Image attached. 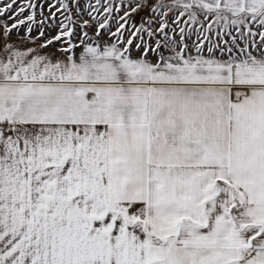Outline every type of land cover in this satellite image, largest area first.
<instances>
[{
  "label": "snow or ice",
  "instance_id": "snow-or-ice-1",
  "mask_svg": "<svg viewBox=\"0 0 264 264\" xmlns=\"http://www.w3.org/2000/svg\"><path fill=\"white\" fill-rule=\"evenodd\" d=\"M0 264H264V0H0Z\"/></svg>",
  "mask_w": 264,
  "mask_h": 264
}]
</instances>
